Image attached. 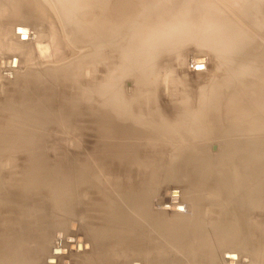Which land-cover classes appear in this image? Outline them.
<instances>
[{
  "label": "bare ground",
  "instance_id": "6f19581e",
  "mask_svg": "<svg viewBox=\"0 0 264 264\" xmlns=\"http://www.w3.org/2000/svg\"><path fill=\"white\" fill-rule=\"evenodd\" d=\"M177 1L179 0H169L165 1L166 4L162 2L163 5H157L155 0H0V23L5 22V19L29 23L30 19L43 18H49L53 25L57 22L58 37H55V42L48 47L42 45L43 42L39 40L35 47L40 58L51 59L54 65L63 67L72 62L76 64L69 71L61 73L64 81H78L82 68L90 70L100 65V69L96 70L99 75L93 76L97 81L94 79L95 83H91L90 90L88 86L84 88L85 91L88 89L89 93L83 89L80 101L75 99V102L71 99L69 102L70 95L74 94L68 93L69 97H64L63 104L61 103L65 108L60 106L62 110L57 107L68 116L58 115L57 111L46 105L48 102L43 103L42 100L43 108L34 101L31 103L32 107L29 106L31 109L28 107V112L21 113L22 117L32 120L43 131L44 125L48 131L50 124L66 129L67 124H74L78 115L108 116L84 126L85 131L101 133V139L107 147L100 152L84 150L82 155L76 154V169L72 172L70 168H66L68 165H62L59 158L61 152L51 155L50 149L57 143L43 140L42 130L36 131L37 129L30 126L31 128H25L23 131L22 127H14V122L0 123L4 126H0V153L4 147L18 148L25 152L29 163L41 164L50 160L45 167L35 165V168L45 172L46 178L50 180L48 184L44 181L42 186H32L44 192L41 206L37 209L27 207L33 212V216L23 219L28 213L27 210L14 216V182L8 191L10 206H0V264L18 262V258L22 257L21 251L26 249L24 244L28 238L35 241L37 250L41 246L43 250L40 252H45L49 247V232L53 228L52 237L58 243L59 249H56L57 243L54 244L55 249L51 248L45 264L52 258L56 259L55 264H62L66 256L71 255L78 256L80 260L77 264H257L262 254L259 251L262 244L252 247V240L257 238L255 233L258 232L257 235L261 237L264 234V220H259L264 216V81L256 82L253 77L256 68H252L254 54L249 49V43L248 50L244 52L249 55L240 54L241 49L246 46L244 42L250 40L251 35L247 34L244 26L234 20L228 12L221 13V10L209 3L204 5V2L199 1L203 4L198 3L200 6L196 8L197 2L194 0H186L181 5H178ZM241 1L242 3L237 0V3L235 0L232 2L233 6L239 7L241 4V7H244V1ZM61 11L72 26L63 25L59 19ZM247 11V16L252 14ZM78 15L84 19L81 20ZM250 21H253L252 18ZM16 29L24 32L17 33ZM118 30L125 32L127 38L121 43L120 52L118 51L119 60L117 57L116 60L122 64L119 62L116 69L113 67V46L114 32ZM31 35L27 25L14 23L11 30L5 25L0 26V61L5 59L12 62L21 54L17 51L19 47L17 49L16 45L13 46V41L6 44L8 37L20 42L21 36L25 37L23 40H27ZM191 35L192 38L189 37ZM76 39L89 44L78 45ZM193 40L206 48V53H216L219 62L225 57L231 61L229 56L235 54V59L238 60L234 64L231 61L228 64L233 65L231 73L226 72L228 79L237 80V84L231 88L234 89L232 94L225 96L221 90L228 79H224L221 84L215 85L216 87L212 86L213 81L210 84L208 82L207 86H212L211 89L216 92L213 93V90L214 95L207 91L209 88L205 82L201 90L205 89L206 94L200 90V94L196 96L201 98H196L198 101L195 99V105L186 97L184 101L180 98L182 101H173L175 106L173 104L171 107L173 111L178 109L174 112L177 117H164L166 115L159 113L161 108L156 104L157 93L154 95V91L157 88L151 91L157 77L153 75L155 68H158L155 67V59L165 52L163 49L157 52L160 48L157 47L170 45L169 48H172L179 45L175 42L184 45L186 41ZM80 58L83 62L78 63ZM196 58L203 57L197 55L193 59ZM204 61L205 69L207 60ZM223 65L224 63L221 66L224 67ZM245 75L247 76L243 77ZM151 76H155L154 81H151ZM125 78L131 80L130 83L133 82L131 88L134 95L132 93L129 98L124 95L123 89L118 88ZM219 91L223 95L218 94ZM68 103L77 111L72 113L75 121L72 120L71 124V121H68L71 113L66 111ZM77 103L78 105H75ZM191 105L197 110L193 109L196 112L194 114L186 110L194 108ZM221 106L228 111L224 117L225 123H220L217 118ZM187 111L192 115L186 116ZM10 120L13 121L14 117ZM137 124H140V127H137ZM211 137L220 141L221 148L218 150L219 145H216L217 153L212 152L213 154L209 155L203 143ZM168 144L173 146L171 154L178 152L184 153V156L182 168L171 164L165 171L168 177L176 179L178 183L176 187L166 190L177 191L176 199L175 194H171L173 198L169 197L170 200L166 199L167 206H163L160 200L155 204L157 206H149V195L142 192L139 185L133 188L137 192L134 194L121 192L117 187L114 192L109 186V178L127 174V166H135L139 171L146 168L145 164L154 155L156 148L161 151V148ZM182 148L185 152H182ZM55 149L58 151L57 147ZM143 157L144 159H141ZM76 159H80L78 163ZM2 160L0 159V165L3 164ZM154 161L156 162L153 159L151 166L155 171L157 166ZM2 167L0 166V171L3 170ZM28 173L29 171L25 174L26 182L29 179ZM106 176L107 179L103 178ZM72 183H75L77 188L69 187ZM120 194L127 203L126 206H120L115 200ZM105 196L107 198H104ZM18 197L23 196L18 194ZM185 197L189 199L188 206H182ZM77 198L82 201L86 199V203L102 202V206L82 207H92V212L100 210L97 212L98 216L93 214L88 217L96 221L92 224L91 240L89 232H86L83 236L75 233L70 241L71 234L65 229L67 224L74 227L78 221V227L88 225L81 220L75 223L77 216L72 208L75 207L74 204L81 205L75 202ZM174 200H177V204L171 207L170 201ZM151 208H157L158 211L155 212ZM84 212L86 214L88 210L85 209ZM79 215L86 218L82 213ZM32 222L36 225L35 228L32 227ZM245 237H249V240ZM87 240H90L89 244ZM70 245H74L73 250H70ZM62 249H67L66 254H60L59 251L54 254L52 251ZM243 251L246 256H240Z\"/></svg>",
  "mask_w": 264,
  "mask_h": 264
},
{
  "label": "rangeland",
  "instance_id": "374dc122",
  "mask_svg": "<svg viewBox=\"0 0 264 264\" xmlns=\"http://www.w3.org/2000/svg\"><path fill=\"white\" fill-rule=\"evenodd\" d=\"M156 1L157 0H155V2ZM165 1L167 2L169 0H158L156 2V4L160 5V3H161V5H163L162 2L165 3ZM185 1L186 0H179L177 2L179 3L178 5H181V3L183 4ZM194 1L197 2V4L195 2V4L197 5L196 8H198L200 5L203 4V3L200 4L199 1L204 2V5H205V3H209V5L214 6L217 10H219V11L221 10L220 11L221 13L227 14V12H228L229 15H231L233 17L234 20L238 21L239 23H241L244 26V29L246 30L247 34L251 35V38L248 41H245L242 39L243 41H245L244 44L246 46L243 45V46H245V48L241 49L240 54L241 55H247L248 53L246 54L244 52H246L248 50L247 48L250 47L249 49L252 50L253 54H254V56H253V65L254 66H252V68L253 67L256 68L255 71H253V77L256 78V82H263L264 81L263 80L264 79L263 78V76H264V0H249L248 4H247L248 0H243L244 1V7L242 6L243 8L241 7V4L240 5L238 4L240 8L238 6H237L238 8L236 6H233V3L235 2V0H231L233 3L230 2L229 0H194ZM245 1H247V2H245ZM236 2H237V0H236ZM238 2H239V0H238ZM198 3L200 4L199 6H198ZM240 3H242L241 0H240ZM245 3L247 5H245ZM254 4H255V6H253ZM196 5H193V7ZM235 5H237V4L235 3ZM246 6H248L250 9ZM251 7H253L254 9H252ZM247 10H249V14H250V12H252V14L247 16L248 15ZM250 10H252V11H250ZM142 14H144V12H142ZM245 15H246V19L244 18ZM4 17H5V15H4ZM78 17H80V16L78 15ZM248 17L250 19L252 18L253 21H250V19H248ZM59 19H61L63 25L72 26V24H70V22L66 18L65 13L64 14H63V12H62V14L60 13ZM83 19L81 18V20H83ZM55 21H57V20H55ZM14 23H15V25H17V24L24 25V26L27 25L29 27L32 35H31L30 39L29 38L27 39L28 42H27V40H23L21 38L19 39V40H22L20 42L17 39L16 40H10L9 37H8L9 39L8 38L6 39L7 42L5 41L6 44L11 43L13 41L12 42V43H14L13 46L16 45L15 47L17 49L19 47V50H17V51H19L18 54L19 53H21V54H19L20 57L18 55V56H16L15 60H12L13 63L11 62V60H9L10 62L8 61L9 62L8 63L7 61H5V59H4V61H2V60L0 61V123H13L14 122L13 123L14 127L18 126V129L23 128V131L25 130V128L28 129L30 126H32V128L37 129L36 131H38V130H42V128H38L33 123V121L30 119L25 120L22 117L21 113H23L25 111L28 112L32 107L31 103H33L34 101H36L37 105H40L41 108H43V105H41V103L43 102L42 100H44L43 103L48 102V103H46V105H48L49 108H52L53 111H55V112L57 111L56 113L58 115L63 114L64 117L68 116L66 112L64 113V111H62L63 110L62 108L63 107L65 108L64 105H61V103L63 104L64 97H69L68 93H72V94H74V96L70 95L69 100L71 99V100H74V102H75V99H77L80 101V95L82 94V90L84 88L86 89L87 86L89 89V86L91 85V83H95L94 77L96 76V74L99 75V72H96V70L98 71L100 69L99 68L100 65H98L96 67L94 66L95 68L93 67L94 68L93 73H92L93 68L90 70L88 68H85V67L82 68V73H81L82 75L78 81H64L63 77L61 78V76H60L61 73L63 71L66 72V70L69 71V69L71 67L75 66L76 64L72 62V63L63 65V67L56 65V64L54 65L51 63V61H50L51 59H46V58H42V57L40 58L39 57L40 54L38 53L39 51H37L36 47H35V46H37L39 40L43 42L42 45H44V46L47 45L48 47H50L55 42L54 41L55 37H56V39L58 37V35H57L58 27L56 24L57 22L54 24L55 25V27H54L53 21H51L49 18L34 19V20L30 19L29 23L28 22L27 23H18V22H15L14 20L11 21V20L5 19V22L0 23V26L5 25L6 28H10V30H11ZM46 27H48V29ZM50 31H52L51 35H49ZM119 33H121V34L119 35ZM39 34H41V35H39ZM16 35H17V33H16ZM244 35H245V33H244ZM250 35H249V37H250ZM41 36H43V37H41ZM50 36H52V37L50 38ZM189 37L192 38L193 35H191ZM247 37H248V35H247ZM125 38H127V35L125 32H120L119 30L114 32V39H115L114 43L115 44L113 46V50H114L113 53H115V54H113V58H115V59H113V61H114L113 64L115 66H113V67H116V69L119 67L117 65L120 62V61L116 60L118 58L117 54H119L120 50L122 49L121 43H124ZM243 38H244V36H243ZM50 39L52 41H50ZM76 40H77L78 45H81V46H85V45L89 44V43L83 42V41L78 40V39H76ZM175 43L179 44V45H177L176 47L174 46L172 48H169L170 45L157 47V48L160 47L159 49H157V52L160 51L161 49H163L165 52L162 51L163 53L161 52L162 54L159 55L157 59H155V64H156L155 67H158V68L156 69L154 67L155 73L153 71V73H154L153 75H155L157 77L151 76L152 79L155 77V81H154V79L153 80L150 79L151 81H154L153 83L157 86L156 87L153 84L154 86L152 85L153 87H151L152 88L151 91L153 92V90L155 88H157L154 91L155 92L154 95H156V93H157V96H155V99L158 100V101H156V102H158L156 104L159 105L158 108L159 107L161 108L159 113L162 116L166 115L164 117H171V118L173 116L177 117L176 113H174V112L178 111V109L175 108L176 110L174 109V111H173L172 110L173 108H171V107H173V104L175 106L174 102H176L178 100H179V102H181L182 100L184 101V98L186 97V99L192 101L191 102V104L193 103L192 105H195L196 100L198 98H201V96H199L198 98H197V96L200 94V93L198 94V92L202 91L201 90L202 86H205V84L207 86L208 82L210 84L213 81L214 85H212V84L211 85L214 87L215 85L217 86L218 84H221V81L223 82L224 79L227 80L228 79L227 75L231 73V68L233 67V65L229 66L228 64L231 63V61L234 64L238 60L237 58L235 59V54H234L233 56L231 55L232 57L229 56L231 58V61L229 60V58L227 59L225 57L226 58L225 61H227V62L222 61L225 58L221 60L222 62L221 61L219 62V58L217 57L216 53H213V52L206 53L207 52V51H205L206 48L199 45V43L196 42L195 40L186 41L184 43V45L180 44L178 42H175ZM248 43H249V47H248ZM26 47L29 49V51H28V49H25ZM22 50H23V52H22ZM25 50H26V52H24ZM174 51H176V53H174ZM31 53H33V54H31ZM259 53H260L261 57H260ZM27 54H28V56H27ZM82 54H84V53H82ZM86 54H87V52H86ZM237 54H238V56H240L239 51L237 52ZM31 55H32V57H31ZM197 55L201 56L203 58L193 59ZM18 57H19V59H18ZM82 58H85V56H83ZM82 58L77 60V62L78 63L83 62V61H81ZM115 60H116V62H115ZM118 60H119V58H118ZM204 60H207V64H206V68H205L206 70L203 68V64H205ZM228 60L230 62H228ZM41 61L42 62L45 61V63H42ZM46 61H48L49 63H46ZM52 61H53V59H52ZM3 62L7 63V64H4ZM260 62H261V64H260ZM50 63H51V65H50ZM222 63H224V65H223L224 67L221 66ZM12 64H14V65H12ZM188 64H190V65H188ZM189 66H191V67H189ZM168 67H169V69H168ZM158 69H159V71H156ZM171 69H174V71ZM203 69H204V71H203ZM87 71H89V73H86ZM226 71L228 72V74ZM160 73H162V74H160ZM171 73H172V75H171ZM158 74H160L161 77H159ZM167 74H168V76H166ZM170 75H171V77H170ZM246 76L247 75H245L243 77H246ZM158 77L160 79H158ZM156 78H157V80H156ZM160 80H161L162 85L160 83ZM236 81H234V79L232 80V78H229L227 81L224 82V85H223L224 88L221 91L222 92L224 91L223 94L225 96L232 94V90H234V89H231V88H234L233 86H235L237 84ZM58 82H60V83H58ZM130 82H131V80L125 78V79H123L122 82H120V86H118V88L120 87V89H123L124 95L127 96L128 98L130 96H132V93L134 95V90H133V88H131V85L133 86V82L132 83H130ZM212 86H210V87L213 88ZM207 87L209 88V86H207ZM207 87H206V89H207ZM136 88H137V86H136ZM211 88L207 89V91L209 90V92H211V94H212L214 89H211ZM85 89H84V91H85ZM88 89L85 92H88ZM204 91H206V90L204 89ZM204 91H202V93L206 94V92H204ZM221 91H219L218 94H220ZM184 93H185V95H184ZM213 93H216L215 90ZM223 94H220V95H223ZM212 95H214V94H212ZM180 98H183V99L181 100ZM71 100L69 102H71ZM193 100H195V101L193 102ZM170 102L172 103V105ZM28 103L30 105H28ZM25 104H27V106ZM75 105H78V103ZM192 105H191V107H194ZM29 106H31V107H29ZM188 106L190 107V105H188ZM57 107H60L62 110L60 108L58 109ZM22 109H25V110H22ZM66 109H67L66 110L67 112L70 111L68 114L71 113V117H72V115H74L72 113H75V112L77 113V111L74 109V107L73 108L71 107L70 103H68V106ZM193 109L195 111H197L195 107L191 108V109L187 108L186 110H188V111L190 110L189 112L194 114L195 111ZM11 110L12 111L14 110V112H12ZM188 111H187V114L189 113ZM227 112L228 111H227V109L225 110L224 106L220 107V109L217 113V118H219L218 120L220 123H223V122L225 123L226 118H224V117H226ZM177 115H178V112H177ZM190 115H192V114H190ZM190 115L188 114L186 116H190ZM178 116H180V114ZM13 117H14V120L13 121L10 120V118L13 119ZM71 117H68V121L69 120L71 121L69 124H71L72 120L74 119L73 117H72V119H70ZM107 117H108L107 115H101V116L94 115L92 117L91 116L89 117L87 115H78L76 121L73 120V121H75L74 124L72 123V125H68L66 123L67 124L66 129H64L63 127L57 128L55 125L51 126V124H50L48 127V131H46L47 128H45V126L43 125V128L45 129V131L42 130L43 131L42 138H43V140H45L48 143H50V142H52L53 144H54V142L57 143V145L55 147L58 148V151H56L55 147L53 149H50L51 155L53 156V155H55V153L61 152L62 155L61 156L59 155V158L62 160V165H68L69 167L66 166V168H70V171L72 172L73 169H76V166H75L76 163H75V158H74V156L76 154H81V153L83 154L84 150L85 151L90 150L93 152H100L101 150H104L107 147V144L105 142H103L104 140L101 139L102 138V135H100L101 133H98L95 131L91 132L88 130L85 131V129H84V126L86 124L92 123V122H97V121H100L102 119H106ZM6 120H7V122H6ZM10 121H12V122H10ZM0 126L4 127L2 125H0ZM20 127H22V128H20ZM137 127H140V124H137ZM215 139L217 140V142ZM203 144H204L203 146H204L205 151L208 152L209 155H212L213 153L216 154L217 153L216 150L218 148H219L218 150H220V148H221L220 141H218V139L215 137L214 138L211 137L210 139L205 141ZM216 145L217 146L219 145L218 148H216ZM172 147L170 146V144H168L167 146L162 147L161 151H159L156 148V150L154 151L155 152L154 155H152L151 158L149 159V161L145 164V166H147L146 168H142V170L139 171L137 169V167H135V166H127V174H124L121 176L115 175L113 177H110L109 178L110 183H108L109 186L113 189L114 192H115V187H117L121 192H127V194H134L137 192H135L133 188L137 187L139 185L141 191L146 192L147 195H149V199H148L149 206H157L155 204L159 203V200L162 202V204H164L163 206H165L166 205L165 203H167L166 199L169 197L173 198L171 196V192L176 193L174 195V198L177 195L176 190L171 191V192L166 191V190L174 188L178 184L176 182L177 180L172 178V177H168L165 174V171H166L167 167L170 166L171 164H173L174 166L179 167V168H182V165H183V163H182L183 158L182 157L184 156L183 155L184 153H178V152L175 153L174 152L173 154H171L170 150ZM82 149H83V151H82ZM210 150H211V152H210ZM139 152H141V151H139ZM156 152H157V154H156ZM182 152H185L184 149ZM0 156H1L0 159H3L2 160L3 164H1L0 166L1 167L4 166V167H2L3 170L0 171V206H4V207L10 206V201L8 199V191L12 185V182H14V216L22 213L24 210H27L28 213L25 217H23V219L30 218L31 216H33V212L29 211L27 209V207L32 208V209H37L38 206H41L40 203H41V199H42V194L44 193L43 191H41L37 187L42 186V182H44V181H46L48 184L49 180H50V179L46 178V173L43 172L42 170H40L38 167L35 168V165H40L42 167H45V166H47V163L50 160L47 163H41V164L29 163L25 152L22 150H18V148L8 149V148L4 147L3 149H1ZM140 157H141V155H140ZM141 159H144V157ZM153 159L156 160V162L154 161V163L157 166V170H155V171L153 170V168L151 166ZM79 160L80 159H78V160L76 159V162L78 163ZM7 165H8V167H7ZM61 170H62V168H61ZM28 171H29V173H28L29 179L26 182L25 181V174ZM103 178L107 179V176L103 177ZM103 178L101 177V179H103ZM237 184L240 185V183L238 181H237ZM32 186H37V187L35 188ZM69 187L77 188V185L75 183H72V184H69ZM18 194H21L23 197H18ZM104 198H107V197L105 196ZM115 200L120 203L119 204L120 206H122V205L126 206L127 205V203L125 202V200L123 199V196L121 194ZM120 200H121V202H120ZM169 200H170V198H169ZM75 202L81 203V205L76 206L74 204L75 207L72 209L74 210V214H75V216H77V218H75L76 220L75 219H72V220H75V223L77 222V220H81L84 222V224H88V225L78 227L80 221H78V223H76V225L74 227H70L71 224H69V225L67 224L68 226L66 225L67 228H65V229L67 230L68 234L69 233L71 234V238L69 237L70 241L73 239L72 235H75V233L81 234L83 236V234L86 232H89V238L91 240V238H92L91 234H92V228H93L92 224L95 223L96 221H93V220L89 219L88 217L92 216L93 214L95 216H98L99 214L97 212L100 210L96 209V211L92 212V211H90L92 207H87V208H82V207L83 206H102V202L97 201L95 203H86V199H84L82 201L80 198H77L75 200ZM183 202H184V204L182 206H188L190 203L189 199L186 197H185V200ZM176 204H177V200L170 201L171 207L176 206ZM85 209L88 210V212H86V214L84 212ZM152 210L155 212L158 211L157 208H153ZM171 210H173V209H171ZM179 210H182V208H179ZM48 213H51V212H48ZM80 213H82L84 216H86V218L83 216H80L79 215ZM262 219L264 220L263 215H262V217L259 218V220L261 221ZM3 221L4 220H2V223H3ZM262 222H264V221H262ZM34 225H35L34 222H32V227H34ZM53 227H55V226H53ZM53 227H51V228H53ZM263 227L264 226H262V228ZM78 228H80V229H78ZM53 229L51 232H53ZM51 232H49L50 236H49V241L47 242V244H48L47 246H49V247L45 252H40V250H43V247H41V246L37 250L35 241L33 239L31 240L30 238H28L25 240L26 242L24 244L26 249L21 251L22 257L18 258V262L14 261V264H45L46 257L50 256L51 248L52 247L54 248V244L57 243L56 240L53 239ZM14 233H15V231H14ZM257 234H258V232L255 233L257 238L254 237L252 240V247H257V245L262 244V246H259V251L262 254H260V257L258 259L257 264H264V234L262 235V237L260 235L258 236ZM65 238H66V236L64 237V240H65ZM79 238L80 237L78 236V240L80 241L81 238L80 239ZM245 239L249 240V237H245ZM90 240H87L88 244H89ZM241 244H244V243L241 242ZM70 246L74 247V245H70ZM70 246H69V248H70ZM56 249H59L58 243L56 244ZM73 249L74 248H71L70 250H73ZM261 249H262V251H261ZM35 250H37V251H35ZM66 250L67 249L52 250V251H54V254H57L59 252H60V254H66ZM243 255L246 256L244 251L241 253L240 256H243ZM163 258H165V257H163ZM246 258L249 259L248 257H246ZM79 260L80 259H78V256H76V255H71L69 257L66 256V259H64L62 261V264H65V263L66 264H77ZM55 263H56L55 258L48 259L46 262V264H55Z\"/></svg>",
  "mask_w": 264,
  "mask_h": 264
},
{
  "label": "water",
  "instance_id": "95a60500",
  "mask_svg": "<svg viewBox=\"0 0 264 264\" xmlns=\"http://www.w3.org/2000/svg\"><path fill=\"white\" fill-rule=\"evenodd\" d=\"M16 32L17 33H21V32H24V31H21L20 29H16ZM22 39H25L24 36H21ZM172 195L176 194L175 192L174 193H171ZM70 248H73L72 246H70ZM57 252V251H56Z\"/></svg>",
  "mask_w": 264,
  "mask_h": 264
}]
</instances>
